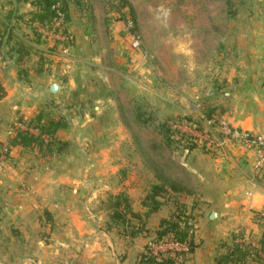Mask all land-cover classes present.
<instances>
[{"label":"crops","instance_id":"0c3cea01","mask_svg":"<svg viewBox=\"0 0 264 264\" xmlns=\"http://www.w3.org/2000/svg\"><path fill=\"white\" fill-rule=\"evenodd\" d=\"M66 1L71 17L65 20L69 21L67 25L77 41L73 45L79 55L51 59V56L55 58L51 50L29 40L25 44L17 38L18 32L33 28L27 17L37 12L34 4L30 0H0V155H9L0 163V264H146L144 255L153 245L154 232L160 220L167 217L163 210L165 206L162 204L146 221L142 215L144 228L134 236L128 230L125 232L114 226L107 197L124 194L131 198L140 189L117 188L119 182L111 180L115 177L111 175L115 173V170L111 171L112 156L89 155L88 149H82V145L99 141L97 138L103 135V131L97 132L100 128L107 130V144L115 136L107 129L105 115L85 108L92 104L96 110L108 108L109 98H99V94L82 86L79 88L78 75L73 74L74 64L89 63L85 48L78 45L80 32L88 33L91 29L93 21L89 18L94 16L100 26L104 18L113 13L107 9L108 0H80L78 6L82 13L77 12L73 0ZM88 12L93 14L86 17ZM115 18L108 17L106 21L108 33L118 37L124 24ZM237 29L235 26L234 31ZM254 32H258L257 28ZM257 36L258 33L254 37ZM18 42H21L19 48ZM22 43L27 47L23 51L26 56H30L29 49L42 48V55L46 57L37 59L35 65L28 62L21 65ZM136 57L133 52H128L124 63H128L137 78H141L143 62ZM58 60L62 61L59 63ZM84 75L82 71L79 78ZM52 83L60 87L55 93L50 91ZM238 89L242 93L241 88ZM190 90L189 94L198 96L197 87ZM81 95L84 98L72 105ZM205 95L213 97L207 91ZM256 102L245 106V111L240 109L228 122L242 129L264 133V100ZM42 108L56 110L68 117L67 127L60 129L57 135L74 146L62 160L51 163V166L34 161L38 155L36 149L8 145L9 137L16 130L23 129L19 126L20 119L27 120ZM107 112L104 109V113ZM95 116L100 123L92 120ZM227 150L224 154L211 156L199 155L193 148L184 150L187 152L184 164L193 176L201 178L204 189L200 197L202 203L196 204L202 215L193 225L194 247L176 264H215L216 257L232 244L234 233L243 230L246 239L251 241L258 236L260 228L254 220V213L259 212L264 217V172L254 168L253 152L242 148ZM98 157L106 161L107 168L92 162ZM201 164L206 169H200ZM185 202L189 209L195 210V203ZM133 206L144 211L136 200Z\"/></svg>","mask_w":264,"mask_h":264},{"label":"rangeland","instance_id":"374dc122","mask_svg":"<svg viewBox=\"0 0 264 264\" xmlns=\"http://www.w3.org/2000/svg\"><path fill=\"white\" fill-rule=\"evenodd\" d=\"M73 1L77 12L82 13L78 6L80 0ZM124 2L128 5L122 6ZM129 6L133 9L134 31L140 41L138 49L131 47L130 35L124 28L118 37L108 33L106 19L116 20L115 17L120 15L124 19L131 17ZM68 9L66 1L65 19L70 20ZM107 9L113 14L106 16L100 26L94 16L90 17L92 12L85 14L93 22L88 33L84 30L80 32L78 45L85 48L89 63L74 64L73 74L78 75L79 88L82 86L99 94V98H109L111 102H107L108 108H104L107 113L104 109H94L93 104L85 108L105 115L107 129L115 136L107 144V130L100 128L97 132L103 131V135L97 138L99 141L82 145V149H88L89 155L112 156L111 171L115 170V173L111 175L115 177L111 180L119 182L117 188L140 189L142 185L153 183L162 186L158 199L165 206L163 210L167 217L182 211L189 213L185 200L192 205L195 203L194 215L201 216L196 204L202 203L200 197L204 187L201 186V178L193 176L184 164V155H187L184 150L192 142L199 155L211 154L202 143L193 139L189 122L198 121L201 124L204 115L200 109L204 99L216 107L215 114L227 121L240 109L245 111L244 107L251 105L252 101L264 100V0H108ZM230 11L238 15L230 16ZM67 22L64 30L69 37L68 42L43 37L37 28V21L31 22L33 28L18 32V41L26 44L29 40L51 50L55 55L51 59L78 57L77 48L73 45L77 41H74ZM235 26L237 31H234ZM255 28L258 32H254ZM257 33L258 36L254 37ZM21 42H18L19 46L16 43L18 48ZM23 43L25 51L27 47ZM42 48L35 51L29 49V57L20 51L21 65L27 62L35 65L37 59L46 57L42 55ZM128 52H133L138 56L136 60L143 62L141 78H137L128 63H124ZM82 71L85 75L79 78ZM250 77L252 79L249 80ZM194 86L199 91L197 97L189 94ZM206 91L213 97L206 96ZM258 95L260 98H257ZM83 98V95L77 97L78 101L72 105H77ZM51 111L63 115L56 110ZM87 112L90 113V110ZM92 120L100 123L97 117ZM59 138L63 140L62 136ZM73 149L70 142L67 151L61 155L44 158L37 152L34 161L51 166ZM231 149L239 148L229 146L220 154ZM8 158L9 155H0V163ZM92 162H98L101 168L108 166L102 157ZM61 163L58 165L62 166ZM199 167L206 169L203 164ZM174 183L181 188L179 192L171 188ZM110 196L114 195L107 197V205ZM144 211L141 212L143 215L146 214ZM146 219L148 217L144 216ZM153 226L155 228L156 225ZM258 230L256 235L259 236L261 230ZM155 237L156 230L149 251H153L154 244L158 242L153 241Z\"/></svg>","mask_w":264,"mask_h":264},{"label":"trees","instance_id":"16d2710c","mask_svg":"<svg viewBox=\"0 0 264 264\" xmlns=\"http://www.w3.org/2000/svg\"><path fill=\"white\" fill-rule=\"evenodd\" d=\"M32 4L37 8V12L33 14L30 21H37L38 23H50L57 16L56 9L53 5L59 4V10L65 14L66 0H30ZM128 5L124 2L122 6ZM130 16L133 20L135 30V18L133 9L129 6ZM235 11H230V16H235ZM67 16V15H66ZM66 19H68L66 17ZM117 19H124L123 15L117 17ZM23 52V50H20ZM208 99L203 100L201 113L204 117H210L215 113L216 107H213L211 103H207ZM50 103L48 102L47 105ZM188 119H190L188 117ZM187 119V120H188ZM27 128L18 129L15 134L9 137V146H21L23 148L34 150L42 157H52L55 155L64 154L70 142L62 140L58 137L57 132L67 127L68 120L64 115L54 114L50 109L44 108L38 110L33 117L24 120ZM197 125H201L198 121H193ZM170 127V126H169ZM201 127V126H199ZM34 130V132L32 130ZM195 146V143H189L188 149ZM138 194L133 198H129L124 194H117L113 197H109L108 207L110 209V219L114 226L123 229L131 236H134L141 232L144 228L145 222L143 216L148 217L152 212L158 210L163 204L158 195L162 191V186L158 184L142 185L140 186ZM174 191L179 192L180 187L176 183L171 186ZM136 200L145 209V215H143L139 209L134 208L133 201ZM186 209L187 206L183 205ZM184 211L180 213H174V216L164 217L159 222V227L156 230V237L154 242L164 240L168 237H172L180 242H186L189 246V252L193 249V225L197 216L194 215L193 208L189 210V213ZM143 215V216H142ZM263 215L259 212L254 213V220L261 229V233L256 237L255 243L249 238L246 239L243 230L232 235L233 242L227 247L224 253L218 255L215 259V264H247L251 261L256 264H264V224ZM188 252V253H189ZM188 253H170V252H157L153 253L151 250L144 255L146 264H176L180 260H183L184 256Z\"/></svg>","mask_w":264,"mask_h":264},{"label":"built area","instance_id":"2783aa9c","mask_svg":"<svg viewBox=\"0 0 264 264\" xmlns=\"http://www.w3.org/2000/svg\"><path fill=\"white\" fill-rule=\"evenodd\" d=\"M56 9L57 16L50 23H37V28L43 37L58 42H68L69 37L65 28V14L59 10V4L53 5ZM134 23L131 17L124 19V29L130 35V45L134 49L140 48V41L135 31ZM67 51V50H65ZM186 121V120H185ZM182 122V121H181ZM187 122V121H186ZM189 128L192 132L193 139L202 143L206 151L211 155H218L229 146H236L249 150L254 154L253 166L256 170L264 172V133H256L238 126H233L226 119L217 114L210 117H204L201 121V127L197 123L189 122ZM20 126L26 129V124ZM32 130V129H31ZM34 131V130H32ZM5 152V150L3 151ZM255 243V240H252ZM153 253L170 252V253H188L189 246L186 242H180L172 237L160 240L153 246Z\"/></svg>","mask_w":264,"mask_h":264},{"label":"water","instance_id":"95a60500","mask_svg":"<svg viewBox=\"0 0 264 264\" xmlns=\"http://www.w3.org/2000/svg\"><path fill=\"white\" fill-rule=\"evenodd\" d=\"M59 88H60V87H59V85H58L57 83H52V84L50 85V91H51L52 93H55Z\"/></svg>","mask_w":264,"mask_h":264}]
</instances>
